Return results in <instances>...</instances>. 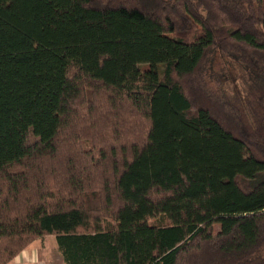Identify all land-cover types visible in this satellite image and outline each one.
Listing matches in <instances>:
<instances>
[{
	"label": "trees",
	"instance_id": "1",
	"mask_svg": "<svg viewBox=\"0 0 264 264\" xmlns=\"http://www.w3.org/2000/svg\"><path fill=\"white\" fill-rule=\"evenodd\" d=\"M49 235L264 264V0H0V264Z\"/></svg>",
	"mask_w": 264,
	"mask_h": 264
},
{
	"label": "rangeland",
	"instance_id": "2",
	"mask_svg": "<svg viewBox=\"0 0 264 264\" xmlns=\"http://www.w3.org/2000/svg\"><path fill=\"white\" fill-rule=\"evenodd\" d=\"M217 60H218V64L216 65V67H217V70H219V72H221V73H223V74H226V76L227 75H230V78H234V81H235V84L237 85L236 87H237V89L238 88H241V85H240V81H238V80H240L239 78H240V76H239V74H240V70H239V68L236 66V64L235 63H231L229 60H227V59H221L220 57H218L217 58ZM231 76H233V77H231ZM228 77V76H227ZM229 78V77H228ZM238 79V80H237ZM228 84L229 85H233V83L231 82V80L228 82ZM45 237H48V238H45ZM44 238L42 237V244L43 245H45V242H46V253L45 254H43V259L45 260V261H41V262H39V263H37V264H44V263H46V264H58L59 262H61V256L57 253V252H55V247H56V237L54 236V235H49V236H45ZM32 244V243H31ZM30 244V245H31ZM58 244V243H57ZM29 245V246H30ZM28 246V247H29ZM27 247V248H28ZM26 248V249H27ZM55 249V250H54ZM25 250V249H24ZM23 250V251H24ZM22 251V252H23ZM21 252V253H22ZM20 253V254H21ZM19 254V255H20ZM18 255V256H19ZM13 261V260H12ZM11 261V262H12ZM10 262V263H11ZM31 263H33V262H31Z\"/></svg>",
	"mask_w": 264,
	"mask_h": 264
},
{
	"label": "crops",
	"instance_id": "3",
	"mask_svg": "<svg viewBox=\"0 0 264 264\" xmlns=\"http://www.w3.org/2000/svg\"><path fill=\"white\" fill-rule=\"evenodd\" d=\"M41 240L42 238L35 240L27 249H25L19 256H17L9 264H37L41 261H45L43 259V254L46 253V242L45 245H43ZM56 242L58 243V240ZM57 243L55 247L56 250L55 249L54 250L61 256V262H59L58 264H66L65 259L63 257V253L61 252V249L59 247V243L58 244Z\"/></svg>",
	"mask_w": 264,
	"mask_h": 264
}]
</instances>
